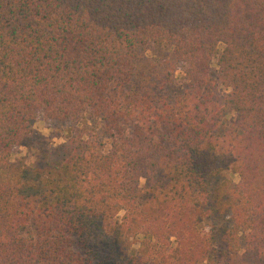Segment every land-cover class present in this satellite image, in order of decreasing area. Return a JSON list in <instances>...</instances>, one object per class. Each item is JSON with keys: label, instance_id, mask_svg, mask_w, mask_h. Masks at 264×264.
Listing matches in <instances>:
<instances>
[{"label": "trees", "instance_id": "trees-1", "mask_svg": "<svg viewBox=\"0 0 264 264\" xmlns=\"http://www.w3.org/2000/svg\"><path fill=\"white\" fill-rule=\"evenodd\" d=\"M0 264H264V0H0Z\"/></svg>", "mask_w": 264, "mask_h": 264}, {"label": "rangeland", "instance_id": "rangeland-1", "mask_svg": "<svg viewBox=\"0 0 264 264\" xmlns=\"http://www.w3.org/2000/svg\"><path fill=\"white\" fill-rule=\"evenodd\" d=\"M217 49H221V44L217 45ZM214 59H212L210 74L214 75ZM176 83L181 84L180 71H175ZM231 117H227L224 124L225 126L231 121ZM32 135L23 141L21 145L16 147L10 154V161L13 164L19 165L25 172L31 181L38 178V174L42 176L41 166L45 163L46 159L48 163L54 161L53 156L56 150L47 154L48 149L56 148L64 142L65 136V124L56 121L44 120L42 117H37L32 125ZM48 156L50 159H48ZM222 177L231 178L233 181H237V177L230 173L229 169L223 170L220 174ZM36 183V181H35ZM139 186L142 190V198L147 197L149 194L144 180L139 179ZM224 225L218 219L202 222L200 226V233H212L215 232ZM132 242V247L136 248L135 238H129ZM216 243V239L214 240Z\"/></svg>", "mask_w": 264, "mask_h": 264}]
</instances>
